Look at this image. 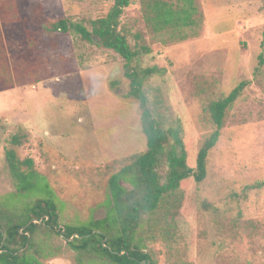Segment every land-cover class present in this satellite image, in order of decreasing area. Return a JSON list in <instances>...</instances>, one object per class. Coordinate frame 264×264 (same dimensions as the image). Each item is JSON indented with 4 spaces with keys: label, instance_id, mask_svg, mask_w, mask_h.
Returning a JSON list of instances; mask_svg holds the SVG:
<instances>
[{
    "label": "rangeland",
    "instance_id": "rangeland-1",
    "mask_svg": "<svg viewBox=\"0 0 264 264\" xmlns=\"http://www.w3.org/2000/svg\"><path fill=\"white\" fill-rule=\"evenodd\" d=\"M113 1L17 0L18 22L0 24L13 74L40 80L0 91V199L51 198L61 226L103 217L110 177L146 151V139L122 57L74 33H47L33 10L88 27ZM153 1L132 0L119 28L132 46L150 48L132 65L156 68L143 91L155 117L181 125L189 167L213 130L208 104L244 86L209 152L206 179L183 181L149 216L145 252L155 264H264V0H195V26L160 32L145 20ZM8 150L33 162L34 187L23 195L14 194ZM255 183L263 184L245 189ZM39 240L40 264H76L63 237Z\"/></svg>",
    "mask_w": 264,
    "mask_h": 264
},
{
    "label": "trees",
    "instance_id": "trees-1",
    "mask_svg": "<svg viewBox=\"0 0 264 264\" xmlns=\"http://www.w3.org/2000/svg\"><path fill=\"white\" fill-rule=\"evenodd\" d=\"M179 1V6L161 0L147 6L145 20L154 32L178 31L196 25L194 16L198 8L195 0ZM131 2L114 0L109 12L92 20L88 27L71 23L65 17L45 16L40 6L33 10L47 33H74L82 41L112 50L122 57L123 75L130 86L127 96L134 97L139 103L140 130L146 139V151L122 162L120 170L108 181L103 217L86 224L61 226L60 206L51 198L35 196L20 206L10 204L11 194L0 199V264H40L37 256L43 250L39 240L41 234L63 237L75 253L76 264H155L145 252L143 229L147 227L149 216L156 212L164 195L178 190L183 181L193 177L196 184H201L206 179L209 152L217 144L226 111L239 98L244 83L208 104L206 112L213 130L200 145L195 168L189 167L181 125L177 122L166 126L155 117L143 91L144 82L156 73V68L132 65L137 63L140 55H148L151 51L139 43L132 46L128 42V31L119 28L120 17ZM19 17L17 0H0V24L18 22ZM135 36L138 40V35ZM35 79L21 81L13 74L0 31V91L40 81ZM13 142L17 143L16 137ZM6 165L15 181V195L33 189L37 174L32 160H19L13 150H8ZM262 184L247 185L245 189H259ZM35 220L41 222L34 223Z\"/></svg>",
    "mask_w": 264,
    "mask_h": 264
},
{
    "label": "water",
    "instance_id": "water-1",
    "mask_svg": "<svg viewBox=\"0 0 264 264\" xmlns=\"http://www.w3.org/2000/svg\"><path fill=\"white\" fill-rule=\"evenodd\" d=\"M33 222H34V223H40L41 221H36V220H35V221H33ZM71 239H72V238H71ZM71 239H70V240H71ZM147 264H149V263H147Z\"/></svg>",
    "mask_w": 264,
    "mask_h": 264
}]
</instances>
